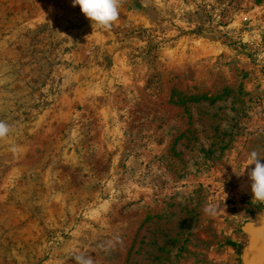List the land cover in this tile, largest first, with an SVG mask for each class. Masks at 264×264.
<instances>
[{"label": "rangeland", "instance_id": "rangeland-1", "mask_svg": "<svg viewBox=\"0 0 264 264\" xmlns=\"http://www.w3.org/2000/svg\"><path fill=\"white\" fill-rule=\"evenodd\" d=\"M0 120V264H246L264 240V0H120L107 30L0 0Z\"/></svg>", "mask_w": 264, "mask_h": 264}, {"label": "clouds", "instance_id": "clouds-1", "mask_svg": "<svg viewBox=\"0 0 264 264\" xmlns=\"http://www.w3.org/2000/svg\"><path fill=\"white\" fill-rule=\"evenodd\" d=\"M72 2L73 6L78 5L85 17L101 29H110L120 16V0H72ZM11 131V125L0 120V139L6 138ZM262 159L264 156L256 151H252L247 158V166L255 165L248 172L251 181L250 189L253 199L260 202H264V162H261ZM114 242H119V237H116ZM72 255L76 264H95L88 253H73Z\"/></svg>", "mask_w": 264, "mask_h": 264}, {"label": "water", "instance_id": "water-1", "mask_svg": "<svg viewBox=\"0 0 264 264\" xmlns=\"http://www.w3.org/2000/svg\"><path fill=\"white\" fill-rule=\"evenodd\" d=\"M246 264H264V240L259 241L253 253L246 256Z\"/></svg>", "mask_w": 264, "mask_h": 264}]
</instances>
